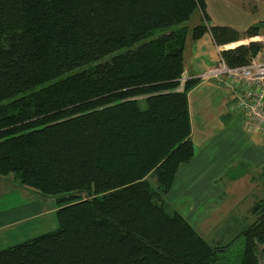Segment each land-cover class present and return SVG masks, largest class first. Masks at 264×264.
I'll use <instances>...</instances> for the list:
<instances>
[{
    "label": "trees",
    "instance_id": "obj_1",
    "mask_svg": "<svg viewBox=\"0 0 264 264\" xmlns=\"http://www.w3.org/2000/svg\"><path fill=\"white\" fill-rule=\"evenodd\" d=\"M207 3L0 0V178L53 199L59 224L0 250V264H228L234 242L211 245L186 207L166 206L199 148L189 93L201 80L182 83L187 44L207 33L217 46L264 35V25H210ZM263 48L221 57L244 66ZM250 212L240 264H259L264 245V200Z\"/></svg>",
    "mask_w": 264,
    "mask_h": 264
},
{
    "label": "crops",
    "instance_id": "obj_2",
    "mask_svg": "<svg viewBox=\"0 0 264 264\" xmlns=\"http://www.w3.org/2000/svg\"><path fill=\"white\" fill-rule=\"evenodd\" d=\"M207 13L210 18V25H224L239 32H245L252 26L264 25V0H208ZM249 40H252L251 42L260 40L264 46V35ZM187 46L184 75L186 77L189 76V78L203 76L210 67L219 62L221 52L228 50L227 46H217L210 33L205 34L194 43H190L189 41ZM255 61L264 62V48L257 58H255ZM217 84L214 81H202L189 93L190 117L192 119L193 134L197 136L195 139L198 143L199 153L190 164L181 167L174 190L178 189V186L179 188L182 186L183 180L188 181V188L191 186V181L196 185V176L210 177V179L203 181L201 184L218 183L221 186V178L228 174L229 165H231V168L232 166L236 168L242 167L239 172L245 171L244 173H248L246 171L248 169L247 165L251 167L250 169H263L264 171L263 133L260 135V139L262 140L260 142L263 144L258 146L256 144L259 152H255L254 155L250 156L252 152L242 153L235 149L231 152L233 155L226 154V151L229 149L228 145L231 143V138L234 135L240 136L243 128H247V131L248 126L249 130L251 128L244 114L231 111V106L229 107V105L232 103L234 95L231 92L232 89L226 83H220L227 88H225L226 90L223 89V93L221 94L223 97L222 101L217 104L211 102L212 100L208 92L212 88L219 86ZM196 95L200 96L201 101ZM193 98L194 102L192 104ZM208 105H212L215 110L208 109ZM244 121L246 125H244ZM196 123L201 125L202 130L197 131L195 129L194 125ZM210 152L213 155H209ZM235 152H238V154ZM244 155L250 157L245 158L243 157ZM245 160H249V162ZM218 168H220V174L212 175L213 169ZM8 179L10 178H0V230L12 225L22 224L21 230L28 220L35 219L41 216V214L40 211L31 212L30 209H27V207L35 208L37 201H33L34 203L28 205H19L12 209L8 202L6 204L3 203V199L9 197L11 187L21 194L27 193L25 189L17 187L19 185L12 178V181L8 184ZM230 180L232 181V178ZM21 233L24 234V231H21ZM10 239L9 236H2L0 238V242L6 241V244L1 246L0 250L9 245Z\"/></svg>",
    "mask_w": 264,
    "mask_h": 264
},
{
    "label": "rangeland",
    "instance_id": "obj_3",
    "mask_svg": "<svg viewBox=\"0 0 264 264\" xmlns=\"http://www.w3.org/2000/svg\"><path fill=\"white\" fill-rule=\"evenodd\" d=\"M201 22L202 17L200 13L197 12L186 26L190 30H193L196 26L200 25ZM251 41L252 40L247 38L238 43H232L226 46L228 50L235 49L241 45H248ZM254 41L260 42V40ZM261 64L264 65V62H261ZM255 72L258 75H262L264 73V66L256 68ZM187 77L188 80L189 76ZM203 77L204 76H200L198 79H200L201 82L208 81ZM212 81L214 80H210V82ZM217 85L219 86L212 88L208 92L209 97H211L212 100L211 102L215 104L222 101L223 97L221 94L223 93V89H227L223 84L218 83ZM196 97L201 101L199 95H196ZM193 102L194 98L192 99V104ZM207 108L215 110L212 105H208ZM244 125H246V123ZM194 127L197 131L202 130L199 123H196ZM248 131L247 128H243L240 136L234 135L231 138V143L228 145L229 149L226 151L227 155H233L231 152H233L234 149L239 150L238 152L242 153L252 152L250 156L254 155L255 152H259L257 146L263 144L260 142L262 141L260 135L262 133L264 134V131L256 129L249 130V126ZM196 137L197 136L194 135V138ZM238 152L235 153L238 154ZM209 155H213L212 152H210ZM250 156L244 155L243 157L248 158ZM245 161L249 162V160ZM247 168L246 171H248V173H244L245 171L239 172L242 167L236 168L232 166L231 168V165H229L228 174L221 178V186H219L218 183L201 184L203 181L210 179L209 176L206 178L196 176V185L191 181L190 188H188V181L183 180L181 184L182 186H180V188L178 186V189L176 188L173 190L167 198L166 206L171 213L176 212L178 206L182 207L183 205V207H186L183 209L184 217L198 228L200 234L206 238L211 245L218 243L221 246H228L234 242L224 253L223 262L228 264L241 263V256L244 251V240L243 238L237 237L246 226L252 224L255 220L250 212L251 208L260 200H264L263 169H250L251 167L249 165H247ZM219 174L220 168L213 169L212 175ZM230 178H232V181ZM8 181L9 182L7 183L9 184L12 179L10 178ZM30 200L31 203L37 201V206L35 208L27 207V209H30L31 212L40 211L41 216L28 220L21 230L20 227L22 224L12 225L6 229L0 230V238L2 236H9L11 238L9 240V245L5 248L58 229L59 224L56 218V213L54 212L55 204L53 199L47 197L33 198L32 195L28 196V193L23 195L17 192V195L13 196L8 202L16 205L19 202L22 203L25 201L28 205ZM21 231H24V234H22ZM4 244H6V241H1L0 247L4 246ZM256 245L258 263L264 264V245L260 243H257Z\"/></svg>",
    "mask_w": 264,
    "mask_h": 264
},
{
    "label": "built area",
    "instance_id": "obj_4",
    "mask_svg": "<svg viewBox=\"0 0 264 264\" xmlns=\"http://www.w3.org/2000/svg\"><path fill=\"white\" fill-rule=\"evenodd\" d=\"M264 66L252 60L242 67H229L224 59L210 67L203 78L225 82L234 92L236 102L231 111L244 114L251 129L264 131V73L258 75L255 70ZM187 77L182 78L184 84Z\"/></svg>",
    "mask_w": 264,
    "mask_h": 264
},
{
    "label": "bare ground",
    "instance_id": "obj_5",
    "mask_svg": "<svg viewBox=\"0 0 264 264\" xmlns=\"http://www.w3.org/2000/svg\"><path fill=\"white\" fill-rule=\"evenodd\" d=\"M221 59V58H220Z\"/></svg>",
    "mask_w": 264,
    "mask_h": 264
}]
</instances>
